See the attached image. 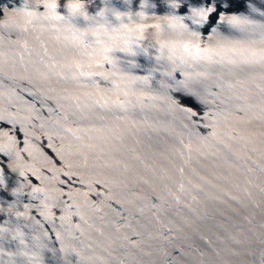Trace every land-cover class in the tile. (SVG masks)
<instances>
[{"label":"water","instance_id":"obj_1","mask_svg":"<svg viewBox=\"0 0 264 264\" xmlns=\"http://www.w3.org/2000/svg\"><path fill=\"white\" fill-rule=\"evenodd\" d=\"M0 264H264V0H0Z\"/></svg>","mask_w":264,"mask_h":264}]
</instances>
